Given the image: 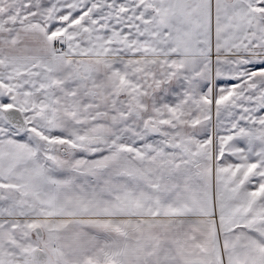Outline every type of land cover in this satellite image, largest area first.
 <instances>
[{"label": "snow or ice", "instance_id": "obj_1", "mask_svg": "<svg viewBox=\"0 0 264 264\" xmlns=\"http://www.w3.org/2000/svg\"><path fill=\"white\" fill-rule=\"evenodd\" d=\"M0 264H264V0H0Z\"/></svg>", "mask_w": 264, "mask_h": 264}]
</instances>
